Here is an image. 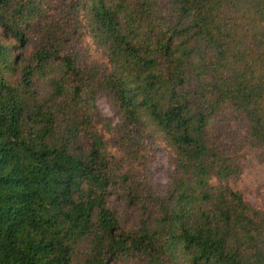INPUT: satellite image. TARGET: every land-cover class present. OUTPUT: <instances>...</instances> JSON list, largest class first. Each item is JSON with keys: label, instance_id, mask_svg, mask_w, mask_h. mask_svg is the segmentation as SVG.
Returning <instances> with one entry per match:
<instances>
[{"label": "trees", "instance_id": "1", "mask_svg": "<svg viewBox=\"0 0 264 264\" xmlns=\"http://www.w3.org/2000/svg\"><path fill=\"white\" fill-rule=\"evenodd\" d=\"M50 1L0 0V264H264V0Z\"/></svg>", "mask_w": 264, "mask_h": 264}, {"label": "rangeland", "instance_id": "2", "mask_svg": "<svg viewBox=\"0 0 264 264\" xmlns=\"http://www.w3.org/2000/svg\"><path fill=\"white\" fill-rule=\"evenodd\" d=\"M49 7L51 12L49 13H54L55 9H57V2L55 0H51L49 2ZM0 26V41H3L5 43H14L13 38L8 35L5 36L3 31L1 30ZM38 37V32L37 31H32L29 34L28 37V42L23 50L20 52L19 56V61L18 65L16 68L11 71L7 72L8 78L12 81L15 82L19 78V67L22 64L21 59L26 58L28 54L33 49V46L36 42V39ZM89 39L86 38L85 40L81 41L80 47L82 49L91 48V51L93 50V47L89 43ZM88 54L89 51L86 49ZM17 59V58H16ZM30 90H35V98L37 101L42 102L46 100L49 96V85L47 84L46 80L42 81V78L40 79H35L33 82L32 86L29 88ZM96 107L100 114L103 117L109 118L111 121H115L116 117L113 114V112L110 110L109 106L107 103L101 98L97 97L96 98ZM233 128V127H232ZM234 129V128H233ZM235 130L230 131L231 134H233ZM83 131L81 130L80 134H82ZM228 136H231L228 134ZM82 140V146L86 147V142L87 136H84ZM108 138V137H107ZM81 140V139H80ZM158 143L159 140H156ZM110 149L117 153H121L120 150L117 149V145L114 143L109 144ZM149 153L152 154L150 155L151 157V163H150V177L152 178L153 181L159 182V183H164L167 181V167H166V162H165V152H158L154 149V144L151 143L147 145ZM239 153H241V161L243 163L244 168L241 171L240 177L237 180V183H234V187L239 189L244 196L245 199L250 201L252 204H254L256 207L260 208L264 212V166L260 164H256V161L254 160V156L252 151L249 150V147L247 148L242 147L239 150ZM120 210L124 213H129L131 215L134 214L131 208L124 209L121 205H119Z\"/></svg>", "mask_w": 264, "mask_h": 264}]
</instances>
